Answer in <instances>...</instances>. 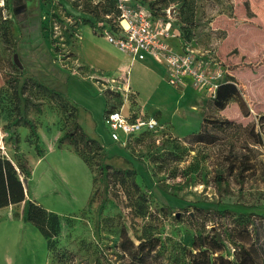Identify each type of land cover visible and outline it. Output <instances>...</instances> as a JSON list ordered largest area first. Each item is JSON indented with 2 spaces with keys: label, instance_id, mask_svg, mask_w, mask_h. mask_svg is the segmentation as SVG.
I'll return each instance as SVG.
<instances>
[{
  "label": "rangeland",
  "instance_id": "374dc122",
  "mask_svg": "<svg viewBox=\"0 0 264 264\" xmlns=\"http://www.w3.org/2000/svg\"><path fill=\"white\" fill-rule=\"evenodd\" d=\"M6 2L0 8L4 157L15 165L28 159L31 175L20 176L22 184L58 219L49 256L32 223L20 232L0 227V264H20L5 249L8 236L18 233L26 254L21 264H138L141 254L142 264H188L197 236L204 245L222 246L215 256L231 260L253 242L264 248V0H128L154 20L174 22L193 51L232 75L237 93L218 110L192 88L132 80L123 113L143 110L159 127L124 147L104 125L116 102L110 89L116 87L105 79L122 58L100 40L101 27L95 34L84 22L86 2L28 0L20 22ZM83 28L93 33L89 41ZM19 116L32 122L38 138ZM35 143L44 156L34 166ZM101 163L108 168L104 180ZM244 218L257 229L238 226Z\"/></svg>",
  "mask_w": 264,
  "mask_h": 264
},
{
  "label": "built area",
  "instance_id": "2783aa9c",
  "mask_svg": "<svg viewBox=\"0 0 264 264\" xmlns=\"http://www.w3.org/2000/svg\"><path fill=\"white\" fill-rule=\"evenodd\" d=\"M7 0H0V8L4 11L8 5ZM90 7L102 2L99 0H84ZM128 0H115V11L112 14L101 15L96 22L91 19L88 11L86 17L94 20L96 28L101 27L100 36L120 52L129 56L131 61H144L150 58L163 65L166 82L177 89L185 79L190 80L191 87L205 96L214 98L218 85L225 79V70L218 62L206 60L203 54L193 51L188 42L180 36V28L171 20L153 19L142 8H131ZM105 22V23H104ZM106 24V25H105ZM128 73V72H127ZM127 73L122 72L117 79H105L110 83L112 91L119 92L124 97L123 105L119 110L106 114L104 125L110 131V138L120 146L132 136L146 132H155L159 127L156 119L146 117L142 110L123 113V106L128 102ZM229 74V73H228ZM121 80L122 83L118 80ZM100 79L104 80V77ZM117 80V81H116ZM121 86H115V83ZM105 86L104 82H99ZM4 132L0 127V156H6L4 146Z\"/></svg>",
  "mask_w": 264,
  "mask_h": 264
},
{
  "label": "trees",
  "instance_id": "16d2710c",
  "mask_svg": "<svg viewBox=\"0 0 264 264\" xmlns=\"http://www.w3.org/2000/svg\"><path fill=\"white\" fill-rule=\"evenodd\" d=\"M88 1V0H87ZM102 3L97 4L94 7H90L91 4H87L86 11L89 12L91 19L97 21L101 15L112 14L115 11V0H99ZM28 0H10L11 4V14L12 17L16 20L22 21L23 15L28 10ZM94 20H90L88 18H84V22L86 25H89L92 31L95 33V23ZM181 38L187 41L186 34H184L183 30L180 28ZM96 34V33H95ZM115 104L111 106L108 110H106V114L119 110L123 105L124 97L121 93L115 92ZM237 90L236 85L232 80V75H225V79L218 85L217 90L215 92L214 98L208 99L218 110H222L225 108V105L231 101L236 96ZM131 110V109H130ZM132 111V110H131ZM19 121H21L24 126L29 129V132L36 139L38 138L37 132L30 120H28L24 116H19ZM16 124H10V133L13 134V142L12 146L15 149V152H18V139L15 132ZM148 133V132H146ZM146 133H142L139 135H144ZM138 136V135H136ZM133 137V136H132ZM63 139L60 138L58 141ZM34 150L36 155L39 158L44 156L40 146L38 143H35ZM83 157V156H82ZM83 159L87 161L84 157ZM89 166V162H86ZM91 167V166H90ZM100 170L99 179L104 180L108 176V168L104 164H100L98 166ZM31 175V171L28 167L27 160H23L22 162H17L15 165L9 159L0 156V208L7 207L9 205H17L23 202V212L22 219L24 222L32 223L37 230L41 233L43 238L46 240L48 250L51 248V239L55 237L57 231V219L58 216L54 213L48 212L45 209L41 208L39 205L35 203V201L31 199L25 198V189L23 187L20 176L25 179H29ZM238 226H241L242 229L247 230L251 228L252 231L257 229V222L252 219L244 218L236 221ZM51 229L53 232L51 233ZM125 241H129V239L125 236ZM213 242L216 241L214 238L211 240ZM204 238L202 236H197L194 243L193 248L190 251H187L188 255V264H264V248L259 247L254 242L251 243L248 247H241L238 250H235V254L233 255V259L226 258L222 254H217L218 251H221L222 246L213 247V243L204 245ZM143 247V243L137 246V250H140ZM131 254L132 252H128ZM141 254L138 256L137 260H140L138 264H142Z\"/></svg>",
  "mask_w": 264,
  "mask_h": 264
},
{
  "label": "crops",
  "instance_id": "0c3cea01",
  "mask_svg": "<svg viewBox=\"0 0 264 264\" xmlns=\"http://www.w3.org/2000/svg\"><path fill=\"white\" fill-rule=\"evenodd\" d=\"M9 4H10V0H9ZM87 30H88V28H87ZM87 30L85 28H83L84 39L89 41L90 40L89 35H93V33L90 30H88V31ZM95 37L98 38L97 36H95ZM100 40L105 42L106 45H110L104 38L100 39ZM186 42H188V41H186ZM87 44H89V43L87 42ZM110 47L115 48L112 45H110ZM115 49L120 53V56L122 59H121V63L117 67V73L111 75L108 78H114L116 76H119V75H117L118 73L121 74L122 72H126V73L128 72L127 73L128 84H129L128 87H129V89H131V93H133L132 84H131L132 80L134 83H137V82L148 83V81L149 82L151 81L152 86L150 88H153L154 86H156L157 83H164L165 85H168L166 80H165V70H164L163 65L158 64L157 62H155L154 60H152L150 58H147L144 61H137L136 60V61L132 62L131 59L129 58V56L120 52L117 48H115ZM137 65L141 68L142 72L139 69L140 72L136 71L134 73L135 67ZM191 88L192 87L190 85V80L185 79L184 82L180 85V87L177 88L176 90H178V89H191ZM49 152L52 153V152H54V150L52 148H49ZM33 156L35 157V163H34V166H35L39 163L41 158L35 156L34 153H33ZM6 158L9 159L11 162H13L8 156ZM27 162H28V165L31 166V164H29L28 159H27ZM24 189H25V187H24ZM25 191H26V189H25ZM25 198L32 200V198L29 196L27 191L25 193ZM22 212H23V202L20 204H17V205H9L7 207L0 208V220H6L7 221V222L0 221V227H10L13 230H14V227H16L15 230L20 232L21 229H23V227H24V226H22L23 223H26L22 219V215H23ZM14 222H18L17 226H16V224H13ZM8 237H10V240L8 241V244L5 245L6 254H7V251H10L12 253V255H14L16 257L17 262H19L21 264V262H22L21 260H22L23 256H24V259H26V254L24 252H22V248L24 246L21 244V240H20L21 239V233H18L16 235H9ZM44 242H45L47 252H48V256H49V250H48L47 243H46L45 239H44ZM12 243H14V245L17 246V251H15V252H12V249L10 250V248L13 247ZM11 262L12 261L10 259L9 263L7 262L5 264H12Z\"/></svg>",
  "mask_w": 264,
  "mask_h": 264
},
{
  "label": "water",
  "instance_id": "95a60500",
  "mask_svg": "<svg viewBox=\"0 0 264 264\" xmlns=\"http://www.w3.org/2000/svg\"><path fill=\"white\" fill-rule=\"evenodd\" d=\"M13 62H14V64H15L18 68H21V64H20V62H19V60H18L17 55H14V56H13Z\"/></svg>",
  "mask_w": 264,
  "mask_h": 264
}]
</instances>
